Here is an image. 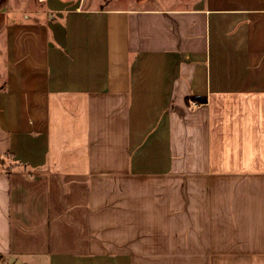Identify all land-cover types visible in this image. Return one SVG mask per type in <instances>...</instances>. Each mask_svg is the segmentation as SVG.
<instances>
[{"label":"crops","instance_id":"0c3cea01","mask_svg":"<svg viewBox=\"0 0 264 264\" xmlns=\"http://www.w3.org/2000/svg\"><path fill=\"white\" fill-rule=\"evenodd\" d=\"M9 1L0 264H264V0Z\"/></svg>","mask_w":264,"mask_h":264},{"label":"rangeland","instance_id":"374dc122","mask_svg":"<svg viewBox=\"0 0 264 264\" xmlns=\"http://www.w3.org/2000/svg\"><path fill=\"white\" fill-rule=\"evenodd\" d=\"M123 1L136 7L140 4H142L140 5L141 7L145 4H151V0ZM161 2L164 4L168 3L169 6H175V3L187 6L191 3L190 0H161ZM101 5H108L109 7L119 6V4L113 5L111 0H11V7L17 13L13 21H26L28 23L45 22L49 19L48 15L55 16L57 13H62L61 8H73L75 6L96 8Z\"/></svg>","mask_w":264,"mask_h":264},{"label":"trees","instance_id":"16d2710c","mask_svg":"<svg viewBox=\"0 0 264 264\" xmlns=\"http://www.w3.org/2000/svg\"><path fill=\"white\" fill-rule=\"evenodd\" d=\"M195 101L199 104L205 103L206 98L204 97H190L188 101ZM17 163H13L12 155L10 153L0 154V167L2 166L4 170H11V168ZM1 259V256H0Z\"/></svg>","mask_w":264,"mask_h":264},{"label":"water","instance_id":"95a60500","mask_svg":"<svg viewBox=\"0 0 264 264\" xmlns=\"http://www.w3.org/2000/svg\"><path fill=\"white\" fill-rule=\"evenodd\" d=\"M9 8H10L9 0H0V15L2 13L8 12Z\"/></svg>","mask_w":264,"mask_h":264},{"label":"built area","instance_id":"2783aa9c","mask_svg":"<svg viewBox=\"0 0 264 264\" xmlns=\"http://www.w3.org/2000/svg\"><path fill=\"white\" fill-rule=\"evenodd\" d=\"M190 104H191L192 106H195L197 103H196L195 101H191Z\"/></svg>","mask_w":264,"mask_h":264}]
</instances>
